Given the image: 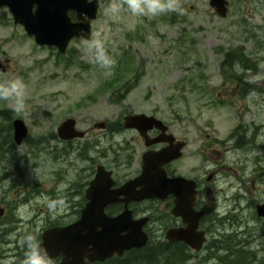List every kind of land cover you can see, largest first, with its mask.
Returning <instances> with one entry per match:
<instances>
[{
  "label": "rangeland",
  "instance_id": "obj_1",
  "mask_svg": "<svg viewBox=\"0 0 264 264\" xmlns=\"http://www.w3.org/2000/svg\"><path fill=\"white\" fill-rule=\"evenodd\" d=\"M201 1L177 0L182 13L135 15L127 0H101L90 40L71 42L63 55L28 41L20 25L0 21V62L5 67L0 70V84L16 79L25 84L23 111H14V99H0V110H10L11 120L21 118L28 129L21 145L6 143V138L1 137L4 153L0 155V176L19 174L28 182L37 180L34 174H44L46 180L56 179L58 170L69 163L56 158L58 152H69L58 144L56 135L58 125L68 117L76 120L78 129L85 130L101 121L114 127L128 113L153 114L178 136L187 123L194 154L189 153L178 164L182 169L194 167L195 171L207 166L200 151L196 152L204 127L212 136L224 140L235 124L234 117L244 110L247 117L264 122V101L233 97L234 102L228 103L226 97L218 96L225 88L223 74L228 76L219 65L227 59L223 53L226 49L252 48L251 54L260 65L255 74L247 75L248 71L245 77H264V27L251 28L255 23H264L246 18L236 4L227 18L217 17L207 9L203 11ZM113 3L118 6L115 13L110 10ZM0 123L4 124L1 116ZM8 136L12 134L8 132ZM89 136L76 140L75 153L82 154L78 164L84 163L89 150L95 158L93 147L89 149L86 144ZM104 138L113 142L109 134ZM220 150L211 202L222 220L215 221L207 243L219 235H231L233 239H245V246L257 252L259 258L264 257V219L256 217L253 208L264 201V177L250 181L251 176L241 174L252 166L235 163L241 154L230 145ZM254 155L255 152L245 154L250 159ZM64 172L68 178L74 174L72 168ZM52 182L46 189L53 186ZM5 193L1 191L0 198H15V194ZM158 220L155 228L159 229V225L164 230L165 214H160ZM206 250L204 247L198 254L194 252L191 264L204 263ZM206 262L214 264L210 259Z\"/></svg>",
  "mask_w": 264,
  "mask_h": 264
},
{
  "label": "flooded vegetation",
  "instance_id": "obj_2",
  "mask_svg": "<svg viewBox=\"0 0 264 264\" xmlns=\"http://www.w3.org/2000/svg\"><path fill=\"white\" fill-rule=\"evenodd\" d=\"M45 1L38 0V3H36L34 0H0V21L14 23V17L9 8L10 4L30 5L32 14L37 9L42 12H54V6L47 7ZM91 1L88 0V2ZM224 1H226L225 16L218 12V7L212 6L211 0L201 1L202 5L205 6L203 11L207 9L208 13L227 18L231 6L236 4L241 7L240 11L245 13L246 18L250 17L251 21L258 20L264 23V0ZM97 2L96 17L89 21V35L86 36V30L80 29L78 35L69 40L67 48L71 42H87L90 40L94 32V23L98 18L101 0H97ZM164 2H167V0H164ZM189 6L190 9L194 8L193 5ZM66 16L71 25L86 24V14L83 13L78 18L75 9L67 10ZM245 16L242 17L244 22ZM20 26L22 27V25ZM262 27L264 25L261 23L251 25V28L254 29ZM26 38L29 39L28 41L35 43L33 37L27 35ZM37 46L52 52H58V49L53 45ZM251 49L240 47V49H237L238 51L226 49L223 52L224 55L226 54L227 59L219 62V65L225 73L228 72V76L223 74L222 84L225 88L224 91L218 93V96L226 97L228 103L234 102L233 97L241 101L250 100L255 103L264 101V77H245V72L250 71L247 75L255 74L260 65L258 58L253 57L251 54ZM235 52L240 53L242 58L231 55ZM129 114L131 113L123 115L114 127L106 122L104 127L98 128L94 125V122L92 127L84 130V136L90 135L86 144L89 145V149L93 147L95 158L89 150L88 155L83 158V164L77 163V159L82 156L80 153H75L74 146L78 139L60 140L58 144L65 146L66 151L69 152H58L56 158L61 162L67 159L69 163L68 166L63 165V170H58L56 179L46 180L44 174H34L38 182H28L22 177L23 175L19 174L0 176V192H6L4 195L7 196L10 195L9 193L15 194V198L9 199V201L8 197L0 198V203H4L0 205V264H23L26 251L24 237L27 234H33L39 241L43 242L44 235L51 230H57V234L64 237L63 243L53 246L51 250L48 249L52 264H72L70 258L66 256L67 253L70 254L72 251L71 245L67 246L66 241L68 237L70 240L71 238L75 239L76 227L74 229L69 228V230L66 228L75 225L82 218L84 209L97 213L96 215L92 213L88 215L89 225L99 222L106 223L120 218L121 215L128 212H130L131 220L146 217L147 221L143 225V229L147 234L146 244L148 242L154 245L166 243L169 246L184 244L187 251L189 247L182 240L169 241L165 238L168 229L186 226L181 217L172 214L176 195L169 192L163 198L135 199L140 186L133 185V182L142 172L144 164L142 157L147 153L160 151L170 144L182 145L179 150L180 156L164 163L162 168L167 178L182 177L193 183L194 200L192 207L197 212H203L197 229L204 230L206 235L216 225L215 221L219 220L214 210V204L211 202V190L216 183L219 171L220 148L223 146V149H226L227 145H230L233 151L241 154L240 161L235 160L237 165L241 166L244 163L246 166H252L250 170L244 169L242 176H251L250 181L264 177V122H257L252 116L247 117L248 112L245 110L241 115L234 117L235 124L224 140L206 132L205 127L200 130L202 139L197 145L196 152L200 151L202 162H206L207 166L203 168L201 166L197 171L194 170V167L188 168L187 166L182 169L178 164L184 157L189 156V153L194 154L190 148L189 131L186 130L187 123L183 126V133L178 136L175 135L174 130L165 121H162L164 124L159 126L142 124L139 128L127 127L125 126V117ZM149 116L155 115L151 114ZM96 130H99L98 133L92 134ZM106 134L112 136V143L109 139L104 138ZM251 152H255L252 159L245 156V154ZM72 157L74 159H70ZM0 161L2 160L0 159ZM69 168L74 170V174L70 175L71 178H68L67 172H64ZM97 173L99 174V180L92 187L91 184ZM6 180L10 181L8 185L3 184ZM50 181H54L52 182L53 186L46 189ZM89 204L91 205L87 206ZM256 204L253 205L254 212ZM160 214H165L166 217L164 230L158 225L161 233L154 226L159 221L158 216ZM100 229L101 226L98 225L97 230ZM84 233L87 234V231ZM145 245L142 247H145ZM142 247L124 250L122 254L113 252L101 260H90L86 254H83L80 264H139L137 252ZM87 248L90 249L91 244L87 245L86 248H82V252H85ZM73 249L76 252V245Z\"/></svg>",
  "mask_w": 264,
  "mask_h": 264
},
{
  "label": "water",
  "instance_id": "obj_3",
  "mask_svg": "<svg viewBox=\"0 0 264 264\" xmlns=\"http://www.w3.org/2000/svg\"><path fill=\"white\" fill-rule=\"evenodd\" d=\"M38 3V0H34ZM214 7H218V12L226 15V1L211 0ZM47 7L54 6L55 11L49 13L47 11H39L34 14L30 12V5L10 4L9 8L14 17V23L23 26L26 34L34 38L37 45H53L60 53L66 51L69 40L73 36L78 35L80 29L86 30L88 36L90 32L89 21L96 17L98 2L97 0H46ZM69 9H75L78 18L84 13L87 16L86 24H70L66 16ZM0 70L4 67L0 64ZM142 124L152 126L163 125V123L153 116L145 114H135L125 117V126L139 128ZM97 127H104V122L95 124ZM13 139L17 144L22 143L27 138L28 129L24 121L20 118L12 120ZM57 135L62 140H70L81 138L84 131L76 128V120L72 117L66 118L57 127ZM181 144H170L157 152L147 153L142 157L143 169L141 174L133 182V185H139L140 189L136 192L135 199L143 200L146 198H163L169 192L176 195L175 206L172 214L182 218L185 227L171 228L165 233V238L169 241L182 240L190 249L200 251L206 235L204 230H198V224L203 212H197L193 209L194 188L192 182L182 177L167 178L162 166L164 163L176 159L180 156L179 150ZM99 173V171H98ZM92 182L91 186L99 180V174ZM88 194V192H87ZM91 204L87 205L90 206ZM256 215L264 218V202L257 203L255 206ZM97 214L90 210L84 209L82 218L73 226L66 228L74 229L76 227V237L67 239L66 244L71 245V253H67L70 263L80 264L83 254H86L90 260H101L106 256L117 252L122 254L124 250L142 247L147 242V234L143 230V225L147 218L139 220H131L130 212L121 215L120 218L113 219L106 223L88 224V215ZM100 225L101 229L97 230ZM57 230H51L43 237V246L51 250L53 246L59 245L64 240L60 237ZM87 231V234L84 232ZM91 244L90 249L82 252V248H86ZM76 245V252L74 247Z\"/></svg>",
  "mask_w": 264,
  "mask_h": 264
},
{
  "label": "trees",
  "instance_id": "obj_4",
  "mask_svg": "<svg viewBox=\"0 0 264 264\" xmlns=\"http://www.w3.org/2000/svg\"><path fill=\"white\" fill-rule=\"evenodd\" d=\"M231 55L240 59L242 58L238 52L231 53ZM10 112L7 109L0 110V116L4 120V124L0 123V141L2 140L1 137H3L9 143L12 141V137L9 138L8 136V132L11 136ZM1 144L0 155H3L4 150ZM244 242L245 239H233L231 235H224L222 237L219 235L217 238H212L205 245L207 254L204 257V263L202 261L201 264H209L210 262H206L209 259L213 260L214 264H253L258 260L259 264H264V257L259 258L252 249L245 246ZM137 254L139 255V264H191L193 259L191 250L188 248L186 251L184 244L169 246L166 243L154 245L148 242Z\"/></svg>",
  "mask_w": 264,
  "mask_h": 264
},
{
  "label": "clouds",
  "instance_id": "obj_5",
  "mask_svg": "<svg viewBox=\"0 0 264 264\" xmlns=\"http://www.w3.org/2000/svg\"><path fill=\"white\" fill-rule=\"evenodd\" d=\"M128 7L135 15H158L165 11H180L176 0H127ZM112 12L118 11V6L113 3L110 5ZM24 90L25 84L22 80L16 79L0 84V99H14V111L21 112L24 109ZM26 251L23 259V264H52L49 251L43 246L42 241H39L33 234H27L24 237Z\"/></svg>",
  "mask_w": 264,
  "mask_h": 264
},
{
  "label": "bare ground",
  "instance_id": "obj_6",
  "mask_svg": "<svg viewBox=\"0 0 264 264\" xmlns=\"http://www.w3.org/2000/svg\"><path fill=\"white\" fill-rule=\"evenodd\" d=\"M7 141H8V140H7ZM7 143H9V142H7ZM5 145H6V144H5ZM113 145H114V144H113ZM6 146H7V145H6ZM82 147H83V146H82ZM80 149H82V148H80ZM10 159H11V158H10ZM2 161H3V159H2ZM12 161H13V160H12ZM1 163H2V162H1ZM11 163H12V162H11ZM6 164H9V165H10V163H6ZM37 164H38V163H37ZM9 165H8V166H9ZM8 166H7V167H8ZM10 173H11V172H10ZM16 174H17V173H16ZM16 178H17V177H16ZM10 180H11V179H10ZM20 180H21V179H20ZM33 180H34V179H33ZM35 180H36V179H35ZM36 181H37V180H36ZM37 182H38V181H37ZM16 183H17V182H16ZM33 217H34V216H33ZM236 241H237V240H236ZM241 241H242V240H241ZM218 243H219V242H218ZM236 243H237V242H236ZM237 244H238V243H237ZM216 247H217V246H216ZM262 250H264V249L262 248ZM262 250H261V251H262ZM255 251H256V250H255ZM253 252H254V251H253ZM256 253H257V252H256ZM258 255H259V254H258ZM205 256H206V255H205ZM259 257H260V256H259Z\"/></svg>",
  "mask_w": 264,
  "mask_h": 264
}]
</instances>
